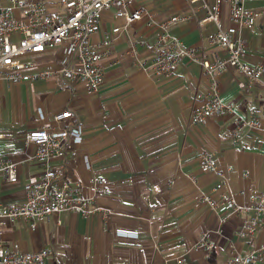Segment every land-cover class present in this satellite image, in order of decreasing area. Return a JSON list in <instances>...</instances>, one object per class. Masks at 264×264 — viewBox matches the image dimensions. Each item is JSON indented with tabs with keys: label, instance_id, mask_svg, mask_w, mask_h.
I'll list each match as a JSON object with an SVG mask.
<instances>
[{
	"label": "crops",
	"instance_id": "0c3cea01",
	"mask_svg": "<svg viewBox=\"0 0 264 264\" xmlns=\"http://www.w3.org/2000/svg\"><path fill=\"white\" fill-rule=\"evenodd\" d=\"M137 5L146 12L128 26L114 10L103 12L95 43L103 33L121 29L101 61L105 82L97 93H88L82 83L63 89L58 77L17 83L0 79V155L17 161L19 174L15 183L0 176V203H23L25 184L43 172L40 161L29 159L37 147L26 141L27 133L54 125L55 113L71 109L74 121L83 126L84 140L51 164L69 175L90 207L113 213L104 218L63 211L35 230L28 220L8 223L1 253L48 246L53 254L46 264H231L234 255L263 245L264 224L248 237L238 232L251 213L252 195H264V85L251 82L237 68L228 69L217 85L234 113L192 125L193 109L202 103L197 95L209 93L212 80L199 63H179L169 77L150 75L160 32L150 23L187 17L170 32L203 50L208 59L225 55L207 40L217 25L200 23L205 17L201 2L134 0ZM246 6L262 16L254 28L242 31L248 44L245 62L264 65V0H248ZM222 22L230 24L228 5ZM63 56L59 49L39 54L29 72L58 69ZM253 116L260 126H243L235 140L237 118ZM203 151L217 160L216 174L201 169ZM98 180L102 182L94 187ZM221 181L224 186L216 190ZM202 194L230 195L240 210L218 213L199 204ZM203 237L210 251L196 246ZM259 254L257 264H264V251Z\"/></svg>",
	"mask_w": 264,
	"mask_h": 264
},
{
	"label": "built area",
	"instance_id": "2783aa9c",
	"mask_svg": "<svg viewBox=\"0 0 264 264\" xmlns=\"http://www.w3.org/2000/svg\"><path fill=\"white\" fill-rule=\"evenodd\" d=\"M190 1L201 2L205 10L201 24L213 22L217 25V31L209 34L207 40L210 45L220 46L225 55L216 53L213 59H208L200 48L185 45L170 32L172 25L187 19L176 15L163 22L150 23L159 27L160 32L153 45L154 54L148 70L153 77L161 78L172 75L179 63L186 66L199 63L203 66L205 74L212 80V87L209 93L197 95L202 103L194 107L191 116V124L197 126L213 116L234 113V106L224 99L217 85L221 73L237 68L251 82L264 85V65L245 62L248 44L242 34L243 29L257 25L262 13L248 8V0H214L213 3L207 0ZM224 5L229 7L230 24L227 27L222 22ZM106 10H114L116 16L128 26L142 19L146 7L134 6V0H0V79L17 83L58 77L63 89L82 83L88 93H97L105 82L101 61L113 43L114 34L121 29L115 27L111 32L103 33L100 43L93 41V36L101 31L103 12ZM58 49L64 55L60 68L29 72L36 64L37 55ZM54 120V125L31 130L26 135V141L37 147L35 155L29 159L40 161L44 169L39 179L25 184V201L13 205L0 203V264H46L53 254L48 246L34 252L21 253L8 249L1 253L8 223L28 220L30 228L35 230L41 221L50 220L53 215L63 211L85 216L99 213L104 218L113 214L109 210L99 211L90 207L89 198L74 186L69 175L51 164L84 140L83 126L74 121L71 109L55 113ZM243 126L252 129L259 127L258 117L237 118V129L232 134L235 140H240ZM199 161L201 169L207 173L218 172V162L210 151H203ZM0 176L10 183L17 182L18 162L0 155ZM101 182L98 180L94 187ZM223 186L221 181L216 190ZM251 199V213L244 219L238 232L241 237L254 235L264 224V195L254 194ZM199 204H206L218 213L240 210L230 195L215 198L211 194H202ZM225 221L222 218V223ZM196 246L206 251L211 249L206 237ZM259 251H264V243L246 255H234L230 262L257 264L261 260Z\"/></svg>",
	"mask_w": 264,
	"mask_h": 264
}]
</instances>
